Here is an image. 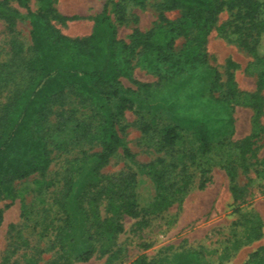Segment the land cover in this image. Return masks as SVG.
<instances>
[{
  "label": "rangeland",
  "instance_id": "rangeland-1",
  "mask_svg": "<svg viewBox=\"0 0 264 264\" xmlns=\"http://www.w3.org/2000/svg\"><path fill=\"white\" fill-rule=\"evenodd\" d=\"M107 2L122 43H130L136 30L162 31L167 23L162 15L173 22L182 14L181 8L165 10V0H145L142 6L133 0H56L57 13L69 19L55 18L53 23L71 38L88 37L94 17ZM29 5L38 11L40 0H29ZM25 13L18 0H11L8 15H0V62L10 63V68H14L12 61L20 47L23 55L32 49V25L23 17ZM236 17V9H225L219 15L206 45L208 66L195 72L175 73L165 61L149 65L142 60L146 55L142 44H137L129 70L119 77L125 88L137 90L141 84H149L148 90H140L148 107L125 109L117 122L130 155L119 147L102 162L96 155L102 151L100 144L68 153L54 149L45 173L14 181L13 192L0 200L4 214L0 264H53L56 258L74 264H264V89L258 86L260 64L237 40L235 26L240 21ZM185 41V36L178 37L177 52ZM25 80L22 72L5 70L0 75V112ZM194 117H205L211 124L206 154L190 127ZM62 120L61 113L53 114L51 126ZM165 120L182 126L173 147L165 145L162 124L157 127L158 121ZM144 123L159 130L144 132ZM160 159L169 165L166 174L170 181L182 183L191 175L192 185L182 203L176 201L158 212L152 207L161 200V192L148 165ZM203 169L210 180L200 188ZM71 173L78 182L76 197L91 184L106 183V176L134 173L139 207L147 211L139 217L124 215L122 232L89 238L91 230L79 203L72 205L61 197ZM61 204L67 207L71 224L59 233L66 218ZM88 204L86 196L82 205L86 208ZM105 206L104 199L100 204L103 216ZM61 238L67 250H59ZM89 248L94 250L89 260L75 259ZM259 248H263L260 254L253 256Z\"/></svg>",
  "mask_w": 264,
  "mask_h": 264
},
{
  "label": "trees",
  "instance_id": "trees-1",
  "mask_svg": "<svg viewBox=\"0 0 264 264\" xmlns=\"http://www.w3.org/2000/svg\"><path fill=\"white\" fill-rule=\"evenodd\" d=\"M11 0H0V15H8ZM142 6L145 0H133ZM25 7L31 25L32 49L23 55L20 47L13 58V67L0 62V75L22 72L25 75L24 87L19 89L0 112V200L4 194L13 192V182L34 173H45L52 162L54 149L71 152L72 149L87 144H100V161H107L122 147L125 155L130 151L119 134L117 122L125 109L137 111L146 108L149 102L141 95V89L148 90L149 84H141L137 90L125 88L120 76L126 74L131 56L137 44H142L146 54L143 61L149 65L154 61H165L174 72H195L208 66L206 45L219 15L225 10H237L240 23L235 26L239 33L237 40L253 54L261 69L258 86L264 89V0H165V10L182 9L180 18L168 21L162 31L151 29L148 32L136 30L130 43H122L118 28L109 11L108 2L103 10L94 17L93 32L84 38H71L63 34L53 23V19H69L59 15L55 8L56 0H40L38 11L31 9L29 0H18ZM116 8L118 4H115ZM121 20L124 17L121 16ZM158 29V28H157ZM242 30H246L243 32ZM158 33H161L158 34ZM185 36L183 49L176 51L178 37ZM218 79V72H216ZM232 75V74H231ZM232 79V78H231ZM233 85L235 83L232 80ZM89 108L88 111L81 110ZM70 116H65L66 112ZM61 113L63 120L51 126V116ZM82 115V116H81ZM200 142L201 151H210L211 124L205 117L189 120ZM162 124L161 135L165 145L173 147L180 139L181 123L175 120L158 121ZM150 123L141 125L144 132L152 129ZM195 161V160H194ZM158 165V166H157ZM157 179L161 200L152 208L163 211L173 203H182L189 192L192 181L179 183L169 180L163 160L148 165ZM207 170L201 171L200 188H204L210 178ZM106 176V183L91 184L80 197H76L77 185L71 173L64 182L62 196L78 204L89 225V238H100L124 230L121 222L124 215L139 217L140 209L134 191L135 176ZM231 182L235 176L230 173ZM89 196V204L82 205L84 197ZM106 200L104 216L100 211L102 200ZM66 213L65 224L58 227L59 233L69 227L70 216L67 207L60 205ZM4 214L0 208V227ZM59 250H67L66 242L59 239ZM259 248L253 256L260 254ZM94 254L92 248L76 254L75 259L89 260ZM53 264H74L56 258ZM181 264H185L182 262Z\"/></svg>",
  "mask_w": 264,
  "mask_h": 264
}]
</instances>
